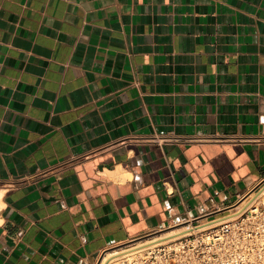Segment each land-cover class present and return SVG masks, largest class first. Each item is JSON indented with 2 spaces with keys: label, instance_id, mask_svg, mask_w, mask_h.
<instances>
[{
  "label": "crops",
  "instance_id": "obj_1",
  "mask_svg": "<svg viewBox=\"0 0 264 264\" xmlns=\"http://www.w3.org/2000/svg\"><path fill=\"white\" fill-rule=\"evenodd\" d=\"M262 182L264 0H0V264H93Z\"/></svg>",
  "mask_w": 264,
  "mask_h": 264
},
{
  "label": "built area",
  "instance_id": "obj_2",
  "mask_svg": "<svg viewBox=\"0 0 264 264\" xmlns=\"http://www.w3.org/2000/svg\"><path fill=\"white\" fill-rule=\"evenodd\" d=\"M170 228L110 247L93 264H264V182Z\"/></svg>",
  "mask_w": 264,
  "mask_h": 264
},
{
  "label": "bare ground",
  "instance_id": "obj_3",
  "mask_svg": "<svg viewBox=\"0 0 264 264\" xmlns=\"http://www.w3.org/2000/svg\"><path fill=\"white\" fill-rule=\"evenodd\" d=\"M172 230H174V229H169L168 231H165V232H163V233H161L162 235H171V233H173V232H170V231H172ZM164 237V236H163ZM112 253H114V251L113 252H109V253H107V256L108 255H110V254H112ZM113 255V254H112Z\"/></svg>",
  "mask_w": 264,
  "mask_h": 264
}]
</instances>
